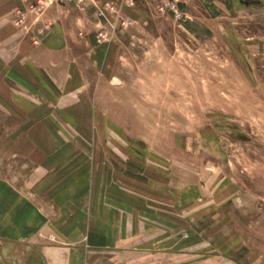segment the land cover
<instances>
[{
	"label": "rangeland",
	"instance_id": "rangeland-1",
	"mask_svg": "<svg viewBox=\"0 0 264 264\" xmlns=\"http://www.w3.org/2000/svg\"><path fill=\"white\" fill-rule=\"evenodd\" d=\"M160 1L41 72L0 31V264H264V0Z\"/></svg>",
	"mask_w": 264,
	"mask_h": 264
},
{
	"label": "crops",
	"instance_id": "crops-1",
	"mask_svg": "<svg viewBox=\"0 0 264 264\" xmlns=\"http://www.w3.org/2000/svg\"><path fill=\"white\" fill-rule=\"evenodd\" d=\"M36 1L27 0L23 3L20 0H0V31L4 32L5 39L11 38V46H17L18 51L25 53V56L20 55L27 66L33 70L39 69L38 72L46 71V66L56 67L54 60L59 59L60 63L69 60L67 53L77 48H84L85 51L95 49L97 53H101L100 47H94L95 38L89 36V31L93 30L94 25L97 28L100 25L94 20V9L88 2L84 1L82 5L73 3L68 6L51 4L41 13L33 14L28 10V5ZM93 1L104 4L108 0ZM133 1L134 3L136 1V5L146 3V0ZM19 10L25 16L23 28L17 27L14 23ZM128 12L132 11L128 10ZM39 32L42 34L38 35ZM41 63L50 65L43 66ZM103 238L106 237L102 235L98 245L105 243ZM53 249L62 250L53 246L43 248V254L48 257V262L60 264L63 259L67 262V257H64L67 255L66 252L52 255L50 251Z\"/></svg>",
	"mask_w": 264,
	"mask_h": 264
},
{
	"label": "built area",
	"instance_id": "built-area-1",
	"mask_svg": "<svg viewBox=\"0 0 264 264\" xmlns=\"http://www.w3.org/2000/svg\"><path fill=\"white\" fill-rule=\"evenodd\" d=\"M23 3H26L27 0H20ZM84 1L88 2L94 9L93 17L96 20L97 24L101 26L99 34L95 37L97 38L96 42L98 45L102 42L103 38L116 28L119 20H123L122 24L131 23V20L121 19V13L123 9H133L134 1L133 0H108L106 3H98L93 0H49L48 4L46 0H37L34 3L29 4L28 10L33 14L41 13L46 7L51 4L68 6L70 4L76 3L77 5H82ZM183 0H161L160 4L157 7V11H160L162 14H169L175 21H182L185 19L186 13L183 12ZM25 16L22 11L17 12L15 19V25L25 26ZM45 28H48V25H45ZM42 33L39 32L38 35Z\"/></svg>",
	"mask_w": 264,
	"mask_h": 264
}]
</instances>
